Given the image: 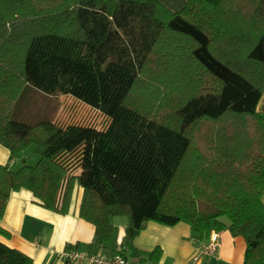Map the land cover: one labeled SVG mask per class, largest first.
<instances>
[{
	"label": "trees",
	"instance_id": "1",
	"mask_svg": "<svg viewBox=\"0 0 264 264\" xmlns=\"http://www.w3.org/2000/svg\"><path fill=\"white\" fill-rule=\"evenodd\" d=\"M263 89L264 0H185L175 11L159 0H0V220L20 189L65 214L78 184L90 252L121 215L124 257L148 221L184 222L195 244L227 229L244 239L242 264H264ZM31 90L107 118L88 165L86 125L24 120ZM30 146L37 161L10 169ZM0 264L33 261L0 240Z\"/></svg>",
	"mask_w": 264,
	"mask_h": 264
},
{
	"label": "crops",
	"instance_id": "2",
	"mask_svg": "<svg viewBox=\"0 0 264 264\" xmlns=\"http://www.w3.org/2000/svg\"><path fill=\"white\" fill-rule=\"evenodd\" d=\"M159 1L173 11L180 9L185 2V0ZM256 110L264 115V89ZM1 146L0 164H4L8 161L9 152ZM83 171V165L76 170L82 179H84ZM82 192L83 188L75 184L70 206L65 214L44 208L27 189L12 192L0 220L1 227L8 232V235H0V240L30 256L33 264H66L61 253L68 245L90 252L87 245L94 239V227L78 215ZM262 202L264 203V193ZM118 216L121 215L110 217L113 235L109 244L104 248L96 246L94 252L106 255L119 253L120 240L129 220ZM218 235L219 246L216 253L212 256L200 257L196 264H242L244 239L233 236L227 229L219 231ZM131 244V247L124 250V254L133 264H148L146 261L154 264H191V257L196 250L190 227L184 222L167 226L148 221ZM156 247L160 248V253L156 260H152L150 254Z\"/></svg>",
	"mask_w": 264,
	"mask_h": 264
},
{
	"label": "rangeland",
	"instance_id": "3",
	"mask_svg": "<svg viewBox=\"0 0 264 264\" xmlns=\"http://www.w3.org/2000/svg\"><path fill=\"white\" fill-rule=\"evenodd\" d=\"M27 101L29 102V106L27 111L25 110L24 112L26 118L24 120L30 119L32 116H42L51 118L63 125L74 122L87 126L88 133L84 144V151L88 165L90 160L89 151L93 148V144H95L97 130L106 125L107 118L84 102L65 95H47L38 90H31L27 93ZM22 157H25L27 164H34L38 159V155L34 152V147L30 146L10 162V169L15 170L19 168L22 164ZM84 168L86 171L89 169L85 166ZM86 171L84 175L87 174ZM84 178L86 179L87 177L84 176ZM118 217L125 220L128 219L126 216ZM128 256L130 255L128 254ZM146 262L154 264V262Z\"/></svg>",
	"mask_w": 264,
	"mask_h": 264
},
{
	"label": "built area",
	"instance_id": "4",
	"mask_svg": "<svg viewBox=\"0 0 264 264\" xmlns=\"http://www.w3.org/2000/svg\"><path fill=\"white\" fill-rule=\"evenodd\" d=\"M195 253L191 257V263H197L202 256H212L219 246V235L211 231L207 241L195 244ZM66 264H133L120 253L106 255L101 252H88L76 248L66 249L61 253Z\"/></svg>",
	"mask_w": 264,
	"mask_h": 264
}]
</instances>
